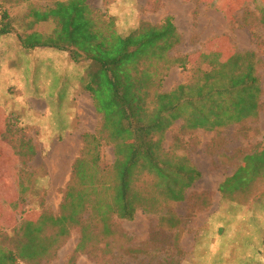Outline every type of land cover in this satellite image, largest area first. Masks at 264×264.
I'll list each match as a JSON object with an SVG mask.
<instances>
[{
  "label": "rangeland",
  "instance_id": "rangeland-1",
  "mask_svg": "<svg viewBox=\"0 0 264 264\" xmlns=\"http://www.w3.org/2000/svg\"><path fill=\"white\" fill-rule=\"evenodd\" d=\"M56 1L0 0V7L3 18L4 12L10 13L14 32L28 34L31 5L41 8ZM87 2L115 16L118 29L124 34L141 23L158 25L166 17H173L182 42L170 54L186 56L188 64L173 66L163 79L161 91L202 82L204 74L218 61L227 60L233 50L253 52L263 90L259 116L214 131L187 129L182 119L175 122L161 140L163 154L186 156L200 172L186 192L185 201L168 200L156 187V179L145 173L135 187L144 195L135 218L115 217L114 234L101 237L88 254L75 256L81 236L80 229L75 228L68 237L51 246L46 258L20 259L16 264H192L196 260L194 244L202 228L210 222L224 224L236 220L235 214L210 212L221 201L220 184L240 169L247 155L264 149L262 15L250 7L226 13L203 0ZM2 22L3 19L0 26ZM53 28L52 21L40 26L45 33L52 32ZM15 45H19L17 41ZM46 53L41 51L34 56V74L29 85L24 86L25 91H20L19 86L13 87L10 98L0 107V245L15 251L27 242L24 232L27 223L33 222L32 227H36L46 216L60 215L67 190L75 185L73 166L83 152V136L99 133L102 125V115L83 82L87 61L81 58L73 62L67 52H61L65 58L52 61L50 52ZM10 58L13 60L9 64L13 66L15 57ZM25 64L22 62L17 69L23 68L27 77L30 68L23 66H28L29 61ZM30 145L35 148L33 152L27 151ZM101 151L102 166L112 168L114 146L103 139ZM258 158L250 163L255 165ZM241 171L238 179L255 173L253 167L247 169L245 165ZM253 185L263 190L264 176L258 177L250 188ZM56 231L44 222L38 234L45 243L52 244Z\"/></svg>",
  "mask_w": 264,
  "mask_h": 264
},
{
  "label": "trees",
  "instance_id": "trees-1",
  "mask_svg": "<svg viewBox=\"0 0 264 264\" xmlns=\"http://www.w3.org/2000/svg\"><path fill=\"white\" fill-rule=\"evenodd\" d=\"M31 6V21L26 28L29 33L18 32L22 47L67 52L73 62L84 58L88 67L83 82L102 115V125L99 133L83 136L85 146L73 166L75 185L68 188L60 215L46 216L36 227H32L33 222L27 223V242L17 251L0 245V264L44 259L50 255L51 246L75 228L81 231L75 256L88 254L101 237L114 234L115 217L135 218L144 200L143 193L135 187L145 173L156 179V187L168 200L185 201L186 192L200 172L186 156L163 154L164 134L181 119L187 129L214 131L257 118L263 93L255 54L234 50L227 60L218 61L205 73L202 82L161 91L170 69L188 64L186 56L170 54L182 42L172 16L158 25L141 23L124 34L115 16L92 7L87 0ZM12 21L10 13L4 12L0 36L16 30ZM50 21L54 23L52 32L41 31V24ZM103 139L114 146L115 161L110 169L101 164ZM34 149L30 145L27 151ZM257 157L255 165L250 163ZM244 165L247 169L253 167L255 173L238 179ZM261 176L264 149L247 155L245 163L219 190H247ZM44 222L57 230L52 244L45 243L38 234ZM208 237L210 233L205 230L200 239ZM206 263V254L197 252L192 264Z\"/></svg>",
  "mask_w": 264,
  "mask_h": 264
},
{
  "label": "crops",
  "instance_id": "crops-1",
  "mask_svg": "<svg viewBox=\"0 0 264 264\" xmlns=\"http://www.w3.org/2000/svg\"><path fill=\"white\" fill-rule=\"evenodd\" d=\"M203 1L210 3L212 6L220 7L226 13L244 11L250 7L257 13L264 15V0ZM231 6L240 7L238 9H228ZM16 41L19 47L15 45ZM231 44L230 46L233 48V43ZM41 51L50 52L48 53L50 55L49 59L52 61L56 58H65V55L61 54L63 51L50 48L24 49L16 32L0 37V107H2L3 102L8 101L10 98L13 87L19 86L21 87L20 91H25L24 86L29 85L30 79H32L31 76L34 74V68L32 67L34 56ZM11 56L15 57L13 66L9 64L13 60L10 58ZM28 61L30 65L23 66L30 68V72H27L26 77L24 69L17 68L21 66L22 62L26 65L25 63ZM235 173L227 177L223 183ZM219 194V199H221L219 206L216 210L210 209V212L212 214H235L237 215L236 220L224 224L210 222L205 227L206 229L202 228L201 235L207 230L211 237L200 239V236L196 240L194 244L195 255L197 252L206 254V264H264V189H255L253 185L252 188L247 190L220 192Z\"/></svg>",
  "mask_w": 264,
  "mask_h": 264
},
{
  "label": "built area",
  "instance_id": "built-area-1",
  "mask_svg": "<svg viewBox=\"0 0 264 264\" xmlns=\"http://www.w3.org/2000/svg\"><path fill=\"white\" fill-rule=\"evenodd\" d=\"M2 19H3V11H2V9L0 7V23H1Z\"/></svg>",
  "mask_w": 264,
  "mask_h": 264
}]
</instances>
